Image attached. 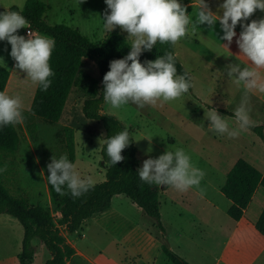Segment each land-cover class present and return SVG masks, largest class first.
<instances>
[{
	"label": "rangeland",
	"instance_id": "obj_1",
	"mask_svg": "<svg viewBox=\"0 0 264 264\" xmlns=\"http://www.w3.org/2000/svg\"><path fill=\"white\" fill-rule=\"evenodd\" d=\"M43 1L48 4L46 19L50 23L65 22L78 28L92 40H101L108 33L103 28L101 19L106 10L110 12L105 0ZM24 3L25 0H0V7L17 5L22 8ZM214 10L222 14L218 5H214ZM218 27V22L212 31L204 25L202 37L205 46L211 44L217 47V51L223 57L224 41L220 39L223 32ZM26 29H19L17 34L27 38ZM112 31L121 32L132 42L127 33L121 31L119 27ZM205 31L208 32L206 35ZM238 38L233 37L230 44L232 48L237 46ZM174 48L177 57L192 78L193 86L188 93L163 105L158 102L155 106L145 105L141 109L129 103L119 109H113L104 103L103 110L115 114L131 129L138 149L140 168L145 159H156L166 151L183 148L191 157L194 166L205 172L200 184V189L204 192L203 197L199 194L200 189L195 187L180 192L172 186H162L159 194L160 221L166 237L175 242L177 233L183 231L185 238L193 243L187 254L194 262H200L196 264H215L221 255L224 256L220 264L227 259H233L230 260L233 264H245L244 254L240 250L235 252L232 244L227 243L232 229L226 219L233 221L226 210L229 200L215 188L214 184H218L219 179L209 176L208 155L209 152H215L222 157L225 155L230 164L240 156L246 158L248 152L257 166L264 168V142L249 128L239 130L235 109L240 105L244 89L227 77L222 69L214 67L216 62L220 61L209 60L206 49L203 46L198 47L192 41L191 34L187 39L183 38L174 45ZM10 51L11 45L6 40L0 41V64L11 72L4 92L11 96L19 95L23 109H27L37 85L26 77L25 72L15 68L16 61L10 56ZM99 75L95 59L84 58L80 79L72 87L60 119L48 123L35 117L33 121L36 123V129L32 133L27 129L25 122L18 124L22 141L13 162L12 182L24 191L32 202L40 201L50 206L56 218L60 216V211L50 202L47 164L62 148L63 126L70 125L75 129L76 156L73 163L75 171L82 179H90L92 183L105 178V167L100 154L104 141L103 126L96 120L86 118L82 112L90 78H98ZM249 97L251 123L264 124V93L253 91L249 93ZM211 109L216 110L227 121L230 130H238L239 135L230 138L226 134L221 135L210 130V121L207 117ZM145 137L152 138L151 142L143 139ZM149 147L151 151L147 152ZM259 191H264V188L259 186ZM114 215L116 220H113ZM118 215L122 217L118 218ZM135 225L149 232L151 238H154L153 236L158 237V240L162 238L163 233L156 219L147 215L125 194L114 195L107 214L99 213L87 218L73 233L62 230L76 249L75 255L67 264H138L147 259L150 260V264H171L159 247H154L152 240L148 241L145 257L132 253L127 241L129 231L134 230ZM22 236L21 223L10 214L1 213L0 264H44L51 256L45 244L38 237H34L33 258L21 263L19 253L22 250ZM201 248L208 252V255L202 254L204 258L200 255Z\"/></svg>",
	"mask_w": 264,
	"mask_h": 264
},
{
	"label": "clouds",
	"instance_id": "obj_2",
	"mask_svg": "<svg viewBox=\"0 0 264 264\" xmlns=\"http://www.w3.org/2000/svg\"><path fill=\"white\" fill-rule=\"evenodd\" d=\"M105 3L110 12L106 10L101 18L103 28L110 33L119 27L132 39L129 53L111 61L110 70L103 77L105 103L113 109L129 103L142 109L145 105L155 106L158 102L163 105L180 99L193 85L187 71L177 75L175 55L166 51L154 61L142 64L139 60L141 53L150 51L157 43L176 45L190 34L194 35L200 25H206L212 31L217 21L223 32L220 39L227 42L222 46L228 50V45L236 36L234 29L240 23L243 30L236 44L250 66L241 67L238 63H231L225 71L227 77L244 89L240 105L235 109L239 130L250 127L249 93H264V75L261 72L264 70V19L252 20L246 25L242 22L248 20L256 10L264 12V0H223L219 5L222 15L211 11L206 0H196L194 19L187 13V6L179 0H105ZM21 28L30 29V24L20 12L6 10L0 13V41L6 40L11 45L10 56L16 61L15 68L25 72L34 85L46 91L51 85L49 78L54 76L49 61L55 41L30 30L27 38L18 35ZM22 110L19 95L11 96L0 91V127L22 124L25 119ZM207 120L210 121L209 129L218 134H226L230 138L239 135L238 130L229 129L227 121L214 109L209 112ZM143 139L151 142L152 138ZM131 142L127 126L106 138L104 144L108 163L115 166L122 162L125 158L121 152ZM150 151L151 147L147 149V152ZM47 171L48 183L61 196L66 194L65 186L74 198L80 197L92 186L90 179L80 177L66 155L59 159L52 157ZM137 172L142 182L172 186L180 192L193 187L200 189L205 176V172L194 166L183 148L166 151L156 159H145ZM199 194L203 197V189Z\"/></svg>",
	"mask_w": 264,
	"mask_h": 264
},
{
	"label": "trees",
	"instance_id": "obj_3",
	"mask_svg": "<svg viewBox=\"0 0 264 264\" xmlns=\"http://www.w3.org/2000/svg\"><path fill=\"white\" fill-rule=\"evenodd\" d=\"M191 1L193 0H179L185 6ZM47 9L48 4L43 0H25L22 8L17 5L0 7V13L6 10L20 12L33 29L55 41L49 61L54 72V76L49 78L51 85L46 91L36 86L30 106L22 110L25 125L32 133L36 129V123L33 121L35 117L48 123L60 119L71 89L80 79L84 58L90 57L95 59L100 75L98 78L89 77L91 81L86 87L87 96L82 105V112L86 118L102 124L105 141L126 126L115 114L103 110L105 103L103 77L110 70L111 61L121 59L129 53L131 42L118 31L108 32L101 40H92L78 28L65 22H48ZM166 51L176 57L177 75L185 71L190 74L177 57L174 45L157 43L150 51H143L139 60L142 64L146 61H154ZM9 76V69L0 64V91L4 92ZM127 128L132 142L121 152L125 159L115 166L108 163L109 158L103 141L100 154L105 167V178L92 183L89 191L80 197H72L66 186L64 188L66 194L61 196L47 181L50 202L60 211V216L56 218L50 206L40 201L32 202L24 191L13 184L11 179L13 162L22 136L18 124L0 127V214H10L23 227L22 250L19 253L21 263L33 258L32 240L38 237L51 253L44 264H66L74 255L75 248L67 241L62 230L68 233L77 231L87 218L110 208L112 197L116 194H125L129 197L136 206L157 220L158 226L164 233L165 229L160 221L159 201V194L164 185H149L140 180L137 172L140 169L138 149L131 129ZM249 129L258 134L264 142V124L251 123ZM62 132L64 134L62 148L53 158L59 159L60 156L66 155L69 161L74 163L75 129L65 125ZM260 185L264 188V171L244 157H238L228 170L225 182L220 188L224 196L231 201L227 214L233 220L241 218L254 191ZM255 227L264 236V206ZM160 251L171 264H192L173 250L166 240L162 241ZM138 264L150 263L140 261Z\"/></svg>",
	"mask_w": 264,
	"mask_h": 264
},
{
	"label": "crops",
	"instance_id": "obj_4",
	"mask_svg": "<svg viewBox=\"0 0 264 264\" xmlns=\"http://www.w3.org/2000/svg\"><path fill=\"white\" fill-rule=\"evenodd\" d=\"M206 3L209 5L211 11H213L217 15H222V14L218 13L216 10H214V5H218V6L221 5L223 3V0H206ZM186 6H187V13L190 14V16L194 19L195 18V12H196V0L189 2L188 4H186ZM260 19H264V12H262L260 10H256L254 12V14L248 18V20H245L242 23H244L246 25L247 23H250L252 20L259 21ZM217 22L219 23V21H217ZM199 27L200 28L197 29V32L194 35L191 34V39H192V41H194V43L198 47L203 46L206 49V53L208 55L209 60L220 61V63L216 62L214 67H218V68L222 69L224 71V73L226 74V71H225L226 66L231 64V63H238L241 65V67H249L250 66V62L247 61V59L242 54H240V50L238 48V45L233 46V48L230 45H228V50L226 48H224L225 55L223 57H221V55L217 51V47H213L211 44H209L208 46H205L204 45L205 41L202 37V33L204 32L203 31L204 25H200ZM205 27H206V25H205ZM219 27H220V25H219ZM242 30L243 29L241 28L240 23H238L236 28L234 29V31L236 32V36L239 37V34ZM206 31H208V30H206ZM206 31H205V35L208 33ZM35 32H37V31L35 30ZM185 39H187V37H185ZM226 44H227V42L224 41L223 45H226ZM261 72H262V75H264V70H261ZM10 75H11V72H10ZM224 156L225 155H223V157H222L220 154L217 155L215 152L214 153L209 152V155H208V157H209V164H208L209 165V176H211L212 178H216V179L218 178L219 179L220 182L218 184H214L216 186L215 188L218 189L219 191H220L221 186L225 182L226 174H227L228 170L232 167V165L234 164V162L237 159L236 158L233 162L228 164V160L226 159V156H225V158H224ZM245 159L250 161L253 165H255L261 171H264V168H259V166H257L256 161L252 158L251 154H249L248 152L246 153ZM206 182L208 183V180ZM228 200H229V205L227 206V209L231 204L230 199H228ZM263 206H264V191H259V186H258L256 188V190L254 191V194H253L250 202L248 203L247 207L245 208L244 213L241 216V218L238 220H233L228 215L229 218L233 221H229V219H226V220H228L227 222H230V226L232 229L230 234H229V238H228L227 243L232 244L235 252L240 250L241 253L244 254L245 261H243V262H245V264H264V236L262 234H260L259 231L255 227V223H256V221H257V219H258V217L262 211ZM110 208H111V206H110ZM110 208H108L107 210H105L103 212H100V214H107L109 212ZM97 214H99V213H97ZM121 217H122V215H118V218H121ZM113 220H116L115 215L113 217ZM218 225H220V224H218ZM161 231L163 233V230H161ZM163 234H162V238L159 240H158V237H156V236H153L154 238H151V234L149 232H147L146 230H143L142 227H140L139 225H135V229L132 231H129V237H128L127 242L132 248V251H133L132 253L142 254V256L145 257L147 255V254H145V252H147L145 250H147V248H148V241L150 242L152 240L154 247L157 246L160 249V245H161L162 241L166 240L173 250L178 252L180 255L184 256L190 263H192V264L200 263V262H194V260H192L188 256V254H187L188 248L190 246H193L192 245L193 243H191L187 238H185L183 231L177 233L175 242H172L169 238L166 237L165 231ZM66 239H67V237H66ZM67 241L75 248V246L68 239H67ZM75 252H76V249H75ZM143 253H144V255H143ZM200 253H201L200 254L201 257L204 258V256L202 254H207L208 252H207V250L205 251L201 248ZM74 255H75V253H74ZM74 255H72L70 257V259ZM223 256L224 255L219 256L217 258L215 264H220V262H222V260H223L222 259ZM70 259H68L67 262ZM230 260H233V259H229V260L227 259V261L223 262V264H233L232 262H230ZM67 262H66V264H67ZM146 262L151 263L150 260H148V259Z\"/></svg>",
	"mask_w": 264,
	"mask_h": 264
},
{
	"label": "built area",
	"instance_id": "obj_5",
	"mask_svg": "<svg viewBox=\"0 0 264 264\" xmlns=\"http://www.w3.org/2000/svg\"><path fill=\"white\" fill-rule=\"evenodd\" d=\"M29 30H30L31 32H33V33H36L35 30H34L33 28H31V27H30V29H28V28L26 29V33H28Z\"/></svg>",
	"mask_w": 264,
	"mask_h": 264
}]
</instances>
